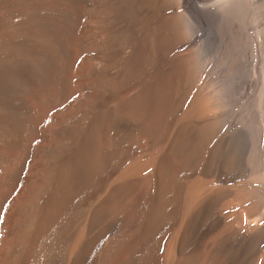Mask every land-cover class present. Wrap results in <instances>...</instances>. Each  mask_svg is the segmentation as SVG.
Segmentation results:
<instances>
[{
    "label": "bare ground",
    "instance_id": "6f19581e",
    "mask_svg": "<svg viewBox=\"0 0 264 264\" xmlns=\"http://www.w3.org/2000/svg\"><path fill=\"white\" fill-rule=\"evenodd\" d=\"M255 2L0 0V264H264Z\"/></svg>",
    "mask_w": 264,
    "mask_h": 264
},
{
    "label": "rangeland",
    "instance_id": "374dc122",
    "mask_svg": "<svg viewBox=\"0 0 264 264\" xmlns=\"http://www.w3.org/2000/svg\"><path fill=\"white\" fill-rule=\"evenodd\" d=\"M255 1L254 27H256V32L255 37L254 34L252 37V40L255 42H252L253 45L250 44V25L247 24L246 35H248L240 47L241 50H239L242 66H238V72L233 69L234 73L230 76V85L232 84L231 88L233 92L236 95L240 93L239 97L241 96L242 99L243 104L239 103L238 109L245 126L248 125L247 117L253 121V116L258 121L264 120V0ZM204 31L205 36L213 37L216 34L213 24ZM253 129L255 136L259 138V129H255V121Z\"/></svg>",
    "mask_w": 264,
    "mask_h": 264
}]
</instances>
